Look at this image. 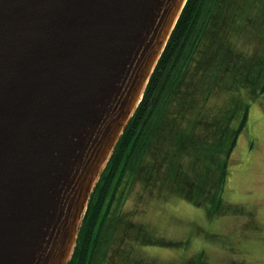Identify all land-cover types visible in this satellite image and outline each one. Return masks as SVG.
Masks as SVG:
<instances>
[{
  "label": "water",
  "instance_id": "95a60500",
  "mask_svg": "<svg viewBox=\"0 0 264 264\" xmlns=\"http://www.w3.org/2000/svg\"><path fill=\"white\" fill-rule=\"evenodd\" d=\"M187 0H0V264H67Z\"/></svg>",
  "mask_w": 264,
  "mask_h": 264
},
{
  "label": "trees",
  "instance_id": "16d2710c",
  "mask_svg": "<svg viewBox=\"0 0 264 264\" xmlns=\"http://www.w3.org/2000/svg\"><path fill=\"white\" fill-rule=\"evenodd\" d=\"M250 11L258 16L257 20L264 18V0L186 1L141 101L90 195L76 246L67 264H92L102 223L109 213V203L117 191L120 196L124 194L125 186L135 179L141 180L147 191L156 192L157 189L148 187L150 181H155L159 183L160 191L168 189L181 193L195 204L207 200L216 210L219 209L223 203L227 161L245 126L250 102L264 92L263 69L256 75L250 71L249 63L258 54L251 58L240 56L230 40V35L242 27L238 15ZM253 25L262 26L258 22ZM221 42L228 52L223 64L219 63L220 73L234 74L229 73L233 62L236 67L247 68L240 77L217 87L221 76L217 73L207 81L206 73L218 47L214 43L219 45ZM236 72L238 69L235 68ZM207 83L210 88L203 91ZM222 91L226 93L227 102L216 110H208L211 96ZM196 98L202 100L207 117L199 116L191 122L183 115H188L191 102ZM222 109L227 112L224 119L227 122L218 125ZM237 112L241 114L239 124L231 128L228 121ZM190 128L194 131L190 132ZM178 170L183 172L186 181L182 186L173 183ZM127 255L131 256L129 251Z\"/></svg>",
  "mask_w": 264,
  "mask_h": 264
},
{
  "label": "rangeland",
  "instance_id": "374dc122",
  "mask_svg": "<svg viewBox=\"0 0 264 264\" xmlns=\"http://www.w3.org/2000/svg\"><path fill=\"white\" fill-rule=\"evenodd\" d=\"M257 18L251 11L246 15L241 12L237 19L241 30L230 35L233 49L240 56L251 58L258 54L253 61L248 60L252 75L260 69L264 71V18ZM254 22L262 26H254ZM214 45L218 47L207 65L206 79L218 73L221 77L217 87H221L240 77L247 67H236L233 62L229 73L234 74L220 73L219 63L223 64L228 51L222 42ZM235 68L239 73H235ZM209 88L207 83L203 91ZM226 102V93H215L207 104L208 110H216ZM190 106L183 118L194 122L199 116L207 117L202 100L196 98ZM226 115L225 109L220 110L218 125L227 122ZM240 117L237 112L228 125L236 128ZM182 173L178 170L174 176V186L185 184ZM143 185L135 179L125 186L123 197L117 191L109 203L110 211L102 223L92 264H110V256L117 252V264H264V92L250 102L245 126L227 161L219 209L207 200L195 204L181 193L160 191L155 181H150L148 187L156 192L145 190ZM122 227L127 233L124 239L119 237Z\"/></svg>",
  "mask_w": 264,
  "mask_h": 264
},
{
  "label": "flooded vegetation",
  "instance_id": "af4514ba",
  "mask_svg": "<svg viewBox=\"0 0 264 264\" xmlns=\"http://www.w3.org/2000/svg\"><path fill=\"white\" fill-rule=\"evenodd\" d=\"M121 197H123V195L121 196ZM89 202V201H88ZM88 205V204H87ZM87 207V206H86ZM108 211H110V210H108ZM127 227L129 228L130 227V225H129V220H128V222H127ZM119 237L121 238V239H124V238H127V233H126V231H125V227H122L120 230H119ZM131 237V236H130ZM129 238V237H128ZM133 239V238H132ZM116 257L114 256L111 260H110V264H117V262L114 260Z\"/></svg>",
  "mask_w": 264,
  "mask_h": 264
}]
</instances>
